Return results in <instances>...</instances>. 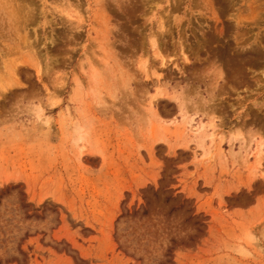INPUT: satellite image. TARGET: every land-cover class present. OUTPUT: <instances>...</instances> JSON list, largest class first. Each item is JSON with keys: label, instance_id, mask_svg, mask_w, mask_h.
<instances>
[{"label": "rangeland", "instance_id": "obj_1", "mask_svg": "<svg viewBox=\"0 0 264 264\" xmlns=\"http://www.w3.org/2000/svg\"><path fill=\"white\" fill-rule=\"evenodd\" d=\"M0 264H264V0H0Z\"/></svg>", "mask_w": 264, "mask_h": 264}, {"label": "bare ground", "instance_id": "obj_2", "mask_svg": "<svg viewBox=\"0 0 264 264\" xmlns=\"http://www.w3.org/2000/svg\"><path fill=\"white\" fill-rule=\"evenodd\" d=\"M260 153H261V152L258 151V155H256V161H257V159H259V157H260L259 154H260Z\"/></svg>", "mask_w": 264, "mask_h": 264}]
</instances>
